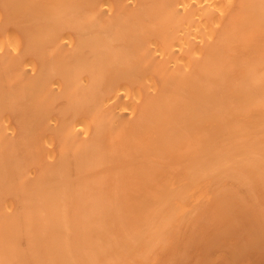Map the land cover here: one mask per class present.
Segmentation results:
<instances>
[{"label": "bare ground", "instance_id": "6f19581e", "mask_svg": "<svg viewBox=\"0 0 264 264\" xmlns=\"http://www.w3.org/2000/svg\"><path fill=\"white\" fill-rule=\"evenodd\" d=\"M262 259L264 0H0V264Z\"/></svg>", "mask_w": 264, "mask_h": 264}, {"label": "rangeland", "instance_id": "374dc122", "mask_svg": "<svg viewBox=\"0 0 264 264\" xmlns=\"http://www.w3.org/2000/svg\"><path fill=\"white\" fill-rule=\"evenodd\" d=\"M262 258H263V257H262ZM260 262H261V263L264 262V259H262V261H260ZM252 264H257V263H256V260H255V261L253 260V261H252Z\"/></svg>", "mask_w": 264, "mask_h": 264}]
</instances>
